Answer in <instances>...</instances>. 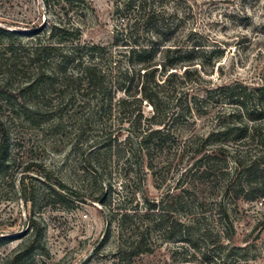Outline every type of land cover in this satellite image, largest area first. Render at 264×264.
Masks as SVG:
<instances>
[{
  "label": "rangeland",
  "instance_id": "rangeland-1",
  "mask_svg": "<svg viewBox=\"0 0 264 264\" xmlns=\"http://www.w3.org/2000/svg\"><path fill=\"white\" fill-rule=\"evenodd\" d=\"M85 1L89 10L70 14L81 27L80 44L107 47L112 54L121 51L113 46L116 31L124 28L115 14L114 0ZM179 6L183 31L202 35V45L220 46L225 54L221 59L184 64L192 65L193 71L196 63H203L200 78L192 75L190 82L162 90L169 111L175 106L166 94L192 101L193 97L204 100L205 91L225 84L264 87V0H182ZM52 11L42 0H0V29L21 34L44 30L54 19ZM16 37L20 43L14 41V47L33 41L27 35ZM6 45L0 37V123L6 128L8 147L7 170L0 176V236L8 242L0 247V264H10L22 251L15 264H207L206 258L180 242L184 239L180 233L151 229L144 234L145 250L151 252L131 260H124L119 250L124 240H132L145 224L152 223L151 217L144 216L148 203H167L177 195L202 207L180 212L178 221L199 222L210 231L215 243L207 256L211 264H264V199L223 198L225 181L227 185L234 176L229 156L223 176L203 174L201 154H195L203 147L212 149L200 142L217 130L216 111L233 114L231 106L209 97L201 103L203 115L157 127L152 124L159 120L151 118L143 103L140 130L161 129L167 137L165 146L155 149L131 136V113L136 108L118 111L120 93L112 94L110 114H102L101 106L107 103L102 104L101 96L89 94L81 99L72 88L62 92L56 85L39 106L43 116L38 119L31 113L32 104L23 106L17 97L5 95H15L24 81L22 72L16 73L23 59H8ZM124 60L112 59V67L122 61L125 68ZM99 64L108 66L106 59ZM183 69L178 66L177 74ZM218 202L229 209L231 230L220 225ZM124 213L134 217L125 221ZM226 244L234 249L228 251Z\"/></svg>",
  "mask_w": 264,
  "mask_h": 264
},
{
  "label": "trees",
  "instance_id": "trees-1",
  "mask_svg": "<svg viewBox=\"0 0 264 264\" xmlns=\"http://www.w3.org/2000/svg\"><path fill=\"white\" fill-rule=\"evenodd\" d=\"M42 2L48 11L53 10L54 19L49 21L48 28L28 34L0 29V37L7 42L8 59H23L16 73L21 71L24 80L13 93L15 95L5 94L6 88L1 91L3 94L17 97L23 106L27 103L32 104L34 111L31 113L40 119L43 115L39 112V106L45 102L46 94L56 90V85H59L62 92L72 88L73 93L78 94L81 99L89 97V94L101 96L102 104L107 103L106 106H101L102 114L105 112L110 114L112 94L120 93L123 97L118 101V111L122 112L131 106L136 108L131 113V136L133 135L138 143L147 146L146 148L150 146L152 149L163 148L167 137L162 134L161 129L140 130L143 103L144 107L148 105L152 113L151 118L159 120L152 125L161 127L169 122L171 125L181 124L194 114L201 116L204 114L200 112L202 102L209 97L219 99L225 105L231 106L234 113L222 114L216 111L214 114L217 130L200 142L205 144L203 146H207L208 143L212 149L208 151L203 147L195 152L201 154L199 168L202 166L203 174L213 172L224 176L228 155L232 165L230 172L232 171L234 176L227 185L225 181L221 191L223 198L229 197L235 202L264 199V87L248 88L241 84H225L205 91L204 100L193 97L192 101L186 96L177 100L175 95L166 94L175 109L169 111L165 106L164 99L168 98L162 95V90L168 92L175 83L190 82L192 75H198L200 78L203 63H196L200 71L197 68L190 71L189 66L192 65L184 64L193 62L194 59H221L225 54L220 46L211 49L202 45L204 39L202 35L193 31L186 33L183 31L184 17L182 13L179 15L178 10L182 0H114L115 14L122 21L120 26L124 27L120 29V33L116 31L113 37V46L122 48L116 54H112L107 47L80 44L81 27L72 21L70 14L78 12L82 14L89 10L85 0ZM17 35H27L32 37L33 41L30 45L14 47V41L20 43ZM212 44L216 45L215 42ZM100 59L102 61L106 59L108 65L106 68L99 64ZM112 59H125V68L121 67L122 61H118L115 67H112L114 63ZM181 65L184 69L182 73L177 74V68ZM159 69L161 80L157 78ZM115 70L116 75L112 77L111 73ZM173 70L175 71L172 72ZM106 97L108 98L105 99ZM228 138L231 139L230 143L226 141ZM7 164V132L4 124L0 123V176L7 170ZM60 188L63 186L60 185ZM184 193L189 197L188 191ZM183 200L177 195L167 203L164 200L148 203L144 216L146 219L148 216L151 217L152 223L145 224V228L142 227L132 240L131 238L124 240L119 249L124 253V260L151 252L150 249L145 250L144 234L153 229L156 232H167L169 235L180 233L184 237L180 242L193 253L198 252L206 258L205 263L211 264L212 261L207 256L213 249L215 250L210 247L215 243L211 241L213 237L210 231L202 228L199 222L196 225L193 223L185 225L178 221L180 212H193L197 207L201 209L202 207ZM215 207L221 218L220 225L231 230L229 209L223 202H218ZM132 217L134 215L129 213L123 214L125 221ZM215 234L214 237L217 239L218 234ZM7 242L8 238L0 236V247ZM198 243L202 244L201 247ZM228 245L226 244L228 251L234 249ZM22 252L16 254L10 264L18 262L24 254V251Z\"/></svg>",
  "mask_w": 264,
  "mask_h": 264
}]
</instances>
